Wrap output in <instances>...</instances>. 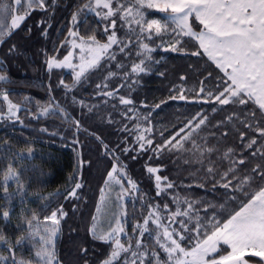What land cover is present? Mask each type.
Returning <instances> with one entry per match:
<instances>
[{
    "label": "snow or ice",
    "instance_id": "obj_1",
    "mask_svg": "<svg viewBox=\"0 0 264 264\" xmlns=\"http://www.w3.org/2000/svg\"><path fill=\"white\" fill-rule=\"evenodd\" d=\"M58 10L63 38L40 49L47 99L17 102L10 66L37 34L49 38ZM170 56L184 65L174 78ZM54 70L70 82L53 81ZM153 74L167 81L156 102L140 91ZM169 101L199 110L154 123ZM0 123L11 129L0 136V264H73L58 243L77 214L90 239L70 241L75 264H264V0H0ZM45 135L76 161L69 183L48 193L32 189L47 186L36 161L50 154L35 147ZM93 152L107 164L85 218ZM177 161L193 169L188 183L162 174ZM97 242L104 251L90 256Z\"/></svg>",
    "mask_w": 264,
    "mask_h": 264
},
{
    "label": "trees",
    "instance_id": "obj_2",
    "mask_svg": "<svg viewBox=\"0 0 264 264\" xmlns=\"http://www.w3.org/2000/svg\"><path fill=\"white\" fill-rule=\"evenodd\" d=\"M43 13H37L33 16L31 20L28 21L29 24H33L36 20H39ZM53 27L49 30V38L47 40L40 38L37 34V39L30 45V50L26 54V58L15 61L10 66V75L17 82L15 85H12L16 89V92L13 94V99L19 102L20 98L24 95H30L36 100L45 101L47 99L46 90L41 86L42 83L48 82V75L44 68V56L40 53L41 48H48L49 51L52 49V42L59 38H63L58 29L63 28L64 20L62 18V13L58 10L55 18L52 20ZM66 34V33H65ZM183 61L178 59H173L169 57L168 71L172 74V78L175 77L177 71L182 68ZM63 75L66 81L70 82V79L66 72H61L59 70H54L52 74L53 81L57 80L59 76ZM145 87L140 89L142 94H146L149 97L150 102H156L160 98L167 96V92L163 90V86L167 84V81L161 80L155 74L145 77L143 80ZM57 99L60 98V94L57 93ZM143 98V95H142ZM96 101L93 100V103ZM162 111H157L154 113L156 119L154 123L158 122V125H169L170 123H175L176 118L179 117L183 119L184 116H190L195 111L199 109L195 106L185 105L184 102H173L169 101L168 106H162ZM25 118V123H29L28 119ZM41 123H45L42 121ZM58 127L59 125H55ZM89 127L88 124L85 125ZM32 127H39V125L33 124ZM17 136L9 137L14 143L17 142L19 133L23 131L19 126H17ZM89 131H97L99 134L105 135L107 138L112 139L110 135L111 129H99L96 127H89ZM6 132H11V129L8 128L3 123H0V136L5 135ZM25 136L36 135L31 131H24ZM42 139L47 143L36 144L35 147L41 149L45 154L48 155L46 161L37 160V163H40L45 172H48L49 175L45 177L47 186L41 188L38 184H33L32 189L35 191L37 189L43 191L44 193L53 192L57 188H63L69 183V177L73 173L75 167V154L72 147L66 146V142H62L56 138H49L47 135L43 136ZM81 141H84L93 148L96 147L95 141L88 137L86 134L80 136ZM24 141L20 140L19 144L23 145ZM92 158L94 160L93 168L91 174L88 175V184L85 188L83 195L87 197V203L81 204V212L84 213L85 218L89 212H95V202L99 199V186H102L103 181L101 180V174L104 171V167L107 164V161L100 160L95 152L92 153ZM193 171V169H186L182 162L177 161L175 165L169 163L168 171L162 173L163 175H168L172 179L184 180V183L189 181L186 179L188 172ZM130 174L133 179L138 181H143L141 183L142 188L147 187L146 175L141 171L139 163L130 164ZM202 195L203 193H197ZM3 201L0 200V203ZM61 202H63L61 200ZM32 207H36V204H32ZM55 207V205H53ZM67 208L68 205L65 204ZM139 207V205H137ZM15 219L13 223H15ZM70 229H77L78 235L76 233H71ZM6 231H9L6 229ZM90 239L85 237L83 220L81 216L77 214L72 219H69L66 224L63 225V234L61 237V242L58 243V250L61 257L65 260L72 261L73 264L79 259L76 254L75 249L73 248L70 241H81ZM90 249L95 248L96 252H89L90 256H100V253L104 251V248L100 243L88 244ZM2 247V245H0ZM18 257L20 255L28 256V248L17 250Z\"/></svg>",
    "mask_w": 264,
    "mask_h": 264
}]
</instances>
